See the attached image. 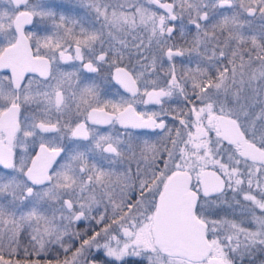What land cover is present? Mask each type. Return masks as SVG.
<instances>
[{"label":"snow or ice","instance_id":"6c2138e0","mask_svg":"<svg viewBox=\"0 0 264 264\" xmlns=\"http://www.w3.org/2000/svg\"><path fill=\"white\" fill-rule=\"evenodd\" d=\"M0 264H264V0H0Z\"/></svg>","mask_w":264,"mask_h":264}]
</instances>
